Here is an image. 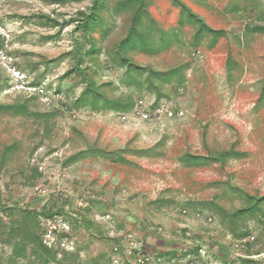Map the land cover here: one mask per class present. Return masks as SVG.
<instances>
[{
  "label": "rangeland",
  "instance_id": "1",
  "mask_svg": "<svg viewBox=\"0 0 264 264\" xmlns=\"http://www.w3.org/2000/svg\"><path fill=\"white\" fill-rule=\"evenodd\" d=\"M95 1L0 0V102L31 110L0 113V264H34L28 226L50 264H264V0H144L149 47L120 46L137 2ZM90 85L151 117L76 107Z\"/></svg>",
  "mask_w": 264,
  "mask_h": 264
},
{
  "label": "trees",
  "instance_id": "2",
  "mask_svg": "<svg viewBox=\"0 0 264 264\" xmlns=\"http://www.w3.org/2000/svg\"><path fill=\"white\" fill-rule=\"evenodd\" d=\"M54 2H59L62 0H52ZM134 2H137L139 4L138 9L135 11L133 20H132V25L130 27L128 35L123 38L120 42L121 47H134L136 45H143L144 47H149V40L147 38V32L146 29L142 28V25L145 24L146 19H147V10L145 9V2L144 0H132ZM95 3H98L96 0ZM182 9L183 12L187 11L189 15L193 18L201 20L199 16L194 14L190 8L182 3ZM95 14L92 13L88 16H85L79 23L78 27L80 29H88L91 28L95 23H96ZM75 20H69V21H56V24L59 26H64L68 24L69 22H73ZM259 31L264 32V26H258ZM211 31L218 33V30L212 29ZM164 42H166L165 37L163 36L162 39ZM91 52H95L97 48L93 45L91 48ZM124 64L127 65L128 71L133 73V72H142V71H147L148 72V77L151 79L153 77H157L160 79H170L173 76L179 72L180 67L168 70V71H161V70H153L152 68L149 67H143L139 65H134L130 60L123 58ZM134 65V66H133ZM98 90L95 89L90 85V87L86 90L83 91V93L80 95L79 98H77L75 102L76 107H80L83 105H87V103H91L93 109L96 110H114L118 112H129L135 107V102L133 100H128V101H117V100H111V99H105L103 102L102 106H99L98 103ZM263 94H264V84H263ZM162 94H160L159 97H161ZM0 113L4 114H14V115H19V114H27L31 113V110L25 102L17 101L14 103H1L0 102ZM46 114H42V116H45ZM229 154L228 151H225L222 153L220 159H224L227 155ZM193 158L198 161H202L205 159H210L207 156L203 155H194ZM257 208V203H254L252 206L245 208L244 210H241L243 212H251L255 211ZM45 215L52 216L54 213L52 211H49ZM38 213L37 211H31L28 212L26 215V218L29 220H35L37 218ZM22 227H17L13 230H11L10 235L12 239L10 240V243L13 246V261L16 263L19 259L21 258H29V259H34V264H50L52 259L56 257L55 251L51 250L49 247L43 244L41 235L38 234L37 232H34L33 227L31 228L30 226L26 227L24 229V235L16 238L15 235L19 233ZM15 230V231H14Z\"/></svg>",
  "mask_w": 264,
  "mask_h": 264
},
{
  "label": "built area",
  "instance_id": "3",
  "mask_svg": "<svg viewBox=\"0 0 264 264\" xmlns=\"http://www.w3.org/2000/svg\"><path fill=\"white\" fill-rule=\"evenodd\" d=\"M14 75L16 76V78L22 79V81H25L27 76L25 73H21L20 71H15ZM22 89L25 92H29V91H35L37 89V86L32 85V84H24L22 85ZM143 106L140 104H136L135 107L129 111V112H120L121 115L126 116L127 115H143L142 117L145 118H149L151 117L152 114H150L149 110L147 109H143ZM155 109L153 110V114L154 116H164V117H176V116H180L183 114V112H176L175 110H173L172 108L168 107L165 103H160L158 105H156L154 107ZM49 244V243H48ZM50 246H52V244H49Z\"/></svg>",
  "mask_w": 264,
  "mask_h": 264
}]
</instances>
